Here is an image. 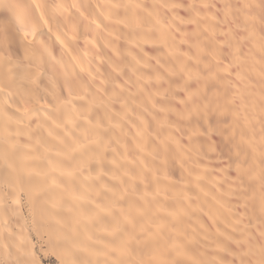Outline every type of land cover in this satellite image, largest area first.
Returning <instances> with one entry per match:
<instances>
[{"label":"bare ground","instance_id":"bare-ground-1","mask_svg":"<svg viewBox=\"0 0 264 264\" xmlns=\"http://www.w3.org/2000/svg\"><path fill=\"white\" fill-rule=\"evenodd\" d=\"M264 264V0H0V264Z\"/></svg>","mask_w":264,"mask_h":264},{"label":"rangeland","instance_id":"rangeland-1","mask_svg":"<svg viewBox=\"0 0 264 264\" xmlns=\"http://www.w3.org/2000/svg\"><path fill=\"white\" fill-rule=\"evenodd\" d=\"M40 261L43 263V264H56L58 263L57 260L55 259V257L53 256H50V255H41L40 256Z\"/></svg>","mask_w":264,"mask_h":264}]
</instances>
